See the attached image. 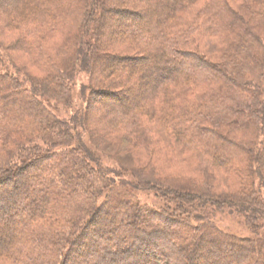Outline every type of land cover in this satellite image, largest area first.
Here are the masks:
<instances>
[{"label": "trees", "instance_id": "1", "mask_svg": "<svg viewBox=\"0 0 264 264\" xmlns=\"http://www.w3.org/2000/svg\"><path fill=\"white\" fill-rule=\"evenodd\" d=\"M69 10L79 25L55 35ZM0 13L47 65L29 85L0 72V264H264V0H0ZM79 72L85 106L60 118L48 105L71 102ZM93 129L147 157L133 179L102 164ZM153 187L171 208L136 199ZM206 205L263 233H227Z\"/></svg>", "mask_w": 264, "mask_h": 264}, {"label": "rangeland", "instance_id": "2", "mask_svg": "<svg viewBox=\"0 0 264 264\" xmlns=\"http://www.w3.org/2000/svg\"><path fill=\"white\" fill-rule=\"evenodd\" d=\"M136 9V8H135ZM66 18L67 20L64 22L65 24L57 27V29L54 31V34L57 35L59 33H69L71 34L75 31L76 25H79V19L77 22V17L74 18V16H71V10L69 12H66ZM73 22V24H72ZM117 21H109V35L107 38L103 37V47L102 52H108L113 46L108 42V39L112 36V33H117ZM65 35H62L60 38L61 43H63V39L65 38ZM70 35V34H69ZM111 35V36H110ZM18 40V33L16 30H10L7 26H5V22L3 20V17L0 13V54L3 55V60L0 65V72H8L11 76L19 77L26 85H29L27 76H32L34 74L37 75H43L44 71L47 70L46 61L40 62V61H31L29 60V54L26 52H23L22 49L15 48V45ZM63 41V42H62ZM60 43V44H61ZM113 51H118V53L122 54L124 57H129L128 53L122 51L119 48H115ZM124 60V59H123ZM124 64L127 66L133 65L132 59L126 58L124 60ZM137 69L138 72L145 71L146 69V63L143 60H139L137 62ZM99 70L106 68V64H102L98 67ZM150 74L153 75L156 74V71L149 70ZM140 75V73H139ZM75 81L71 84V102L69 104H63V103H57L55 101H51L48 105L49 108L53 110V112L59 116L60 118H66L68 119L71 114L75 110L83 108L85 95L88 94V88L86 84L88 83V75L85 72H79L76 77L74 78ZM143 75H141L140 81L142 82ZM104 86H108L109 88L116 90L117 88L112 85L104 84ZM140 88V86H139ZM118 90V89H117ZM130 90H124L123 92L126 94V96L129 95ZM136 89L132 91V94L136 93ZM134 92V93H133ZM131 94V92H130ZM100 102L95 101L96 107ZM95 107V109H97ZM91 138L93 140V143L96 145V148L98 149L99 153L101 152V162L102 164L110 167H116V168H124L123 176L122 178L125 180H131L133 179L131 176V169L134 167H137L139 165H144L148 159L145 155H141L136 152H131L125 147V145L122 144L121 140H118L117 138L108 137L103 135L100 132H95V130H92ZM92 143V141H91ZM260 143V142H259ZM258 143V144H259ZM262 144V143H261ZM123 148L121 149V147ZM100 154V156H101ZM183 165L180 168V165L177 166L175 169L171 170L172 173H184L187 174L188 170L185 168L186 164L182 163ZM145 179H151L153 178L149 174H145ZM259 178H255V186L259 184ZM160 183V182H159ZM8 188L6 189H12V185L8 184ZM152 186V184H151ZM130 187V186H129ZM257 187V186H256ZM133 189H131L132 191ZM3 190L0 191L2 193ZM134 195L137 200H139L142 204H146L149 206H152L154 208H164L166 206V203L168 206H173V202H170L167 197L160 194L159 190L155 187L153 188H143V189H135L133 190ZM262 197H264V189H262ZM169 202V203H168ZM168 208V209H170ZM201 213L203 218L206 220L212 221L218 228L222 229L223 231L230 233L236 237L240 238H256L261 236L263 233V228L260 227L259 229H253L250 227L249 224H247V219L237 213L236 211L228 208V207H222L221 209H217L213 206L206 205L204 208H201ZM4 218V216H2ZM194 222V221H192ZM259 223V222H258ZM260 224V223H259ZM162 225V224H161ZM167 226L164 225V228ZM201 251H206L209 248H213L211 244L205 243L201 246ZM223 252V251H221ZM220 253V252H219Z\"/></svg>", "mask_w": 264, "mask_h": 264}]
</instances>
